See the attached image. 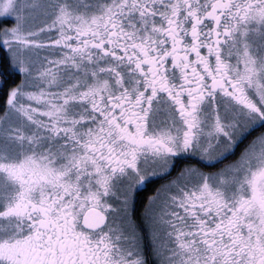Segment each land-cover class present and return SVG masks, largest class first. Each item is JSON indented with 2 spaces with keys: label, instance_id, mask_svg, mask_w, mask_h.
I'll return each instance as SVG.
<instances>
[{
  "label": "snow or ice",
  "instance_id": "6c2138e0",
  "mask_svg": "<svg viewBox=\"0 0 264 264\" xmlns=\"http://www.w3.org/2000/svg\"><path fill=\"white\" fill-rule=\"evenodd\" d=\"M0 264H264V0H0Z\"/></svg>",
  "mask_w": 264,
  "mask_h": 264
}]
</instances>
